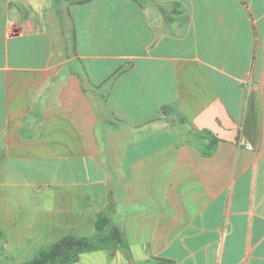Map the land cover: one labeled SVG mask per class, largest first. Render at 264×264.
Returning <instances> with one entry per match:
<instances>
[{"label":"crops","instance_id":"obj_1","mask_svg":"<svg viewBox=\"0 0 264 264\" xmlns=\"http://www.w3.org/2000/svg\"><path fill=\"white\" fill-rule=\"evenodd\" d=\"M103 213L74 264H264V0H0V264Z\"/></svg>","mask_w":264,"mask_h":264},{"label":"trees","instance_id":"obj_2","mask_svg":"<svg viewBox=\"0 0 264 264\" xmlns=\"http://www.w3.org/2000/svg\"><path fill=\"white\" fill-rule=\"evenodd\" d=\"M203 134L207 143L204 144L202 152L205 156H211L216 150L217 140L210 133ZM101 250L107 251L112 257H115L117 252L126 253L128 258L131 257L124 232L112 223L107 213L98 216L95 236L63 237L56 243L40 249L32 261L24 264H74L81 255Z\"/></svg>","mask_w":264,"mask_h":264},{"label":"rangeland","instance_id":"obj_3","mask_svg":"<svg viewBox=\"0 0 264 264\" xmlns=\"http://www.w3.org/2000/svg\"><path fill=\"white\" fill-rule=\"evenodd\" d=\"M96 234H94V235H92V236H88V237H93V236H95ZM50 246V245H49ZM45 247V246H44ZM43 248V247H42ZM41 247H40V249H42ZM39 249V250H40ZM38 250V251H39ZM37 251V252H38ZM37 254V253H36ZM95 254H92L90 257H94V259H92L90 262H87V263H85V264H110L111 262L109 261V260H106V261H109V262H106V263H104V260H102V259H97V257L96 256H94ZM36 256V255H35ZM34 256V257H35ZM96 257V258H95Z\"/></svg>","mask_w":264,"mask_h":264},{"label":"built area","instance_id":"obj_4","mask_svg":"<svg viewBox=\"0 0 264 264\" xmlns=\"http://www.w3.org/2000/svg\"><path fill=\"white\" fill-rule=\"evenodd\" d=\"M245 146H246L247 149H251L252 148L251 144H246Z\"/></svg>","mask_w":264,"mask_h":264},{"label":"water","instance_id":"obj_5","mask_svg":"<svg viewBox=\"0 0 264 264\" xmlns=\"http://www.w3.org/2000/svg\"><path fill=\"white\" fill-rule=\"evenodd\" d=\"M119 255H120V253H119Z\"/></svg>","mask_w":264,"mask_h":264}]
</instances>
